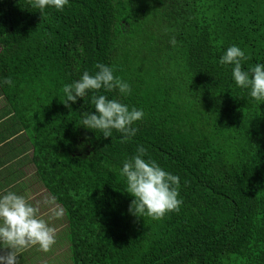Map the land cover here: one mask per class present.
<instances>
[{
  "label": "trees",
  "instance_id": "trees-1",
  "mask_svg": "<svg viewBox=\"0 0 264 264\" xmlns=\"http://www.w3.org/2000/svg\"><path fill=\"white\" fill-rule=\"evenodd\" d=\"M234 44L242 67L264 63V0H69L43 13L0 0V79L12 80L0 93L64 210L73 264H264V103L219 63ZM97 63L132 93L96 94L145 113L130 140L80 124L93 93L62 102ZM138 145L180 177L178 212H129L119 169Z\"/></svg>",
  "mask_w": 264,
  "mask_h": 264
},
{
  "label": "clouds",
  "instance_id": "clouds-1",
  "mask_svg": "<svg viewBox=\"0 0 264 264\" xmlns=\"http://www.w3.org/2000/svg\"><path fill=\"white\" fill-rule=\"evenodd\" d=\"M34 10L41 13L45 9L63 11L69 0H28ZM175 43V40L172 41ZM244 50L238 45H231L219 59L221 65H231V76L235 85L248 89L249 96L256 102L264 103V63H256L248 68L242 67L247 61ZM97 71L90 74L85 70L79 79L63 86L66 107L69 102L84 100L91 92V104L95 111H85L80 124L86 129L112 137L113 130L121 134L122 141L136 135L137 121L144 118L143 109L129 107L118 98H109L96 94L101 89L105 92H118L121 96L132 93L131 85L121 77L114 75V66L103 63L95 65ZM0 84L12 85L10 78L0 79ZM147 149L138 145L135 154L126 158L119 169L124 178L125 191L134 199L129 205V212L136 217L163 218L171 212H178L183 203L180 198V177L167 171L156 160L146 157ZM62 213L57 212L60 216ZM56 242L55 229L40 215L37 206L15 191L0 193V248L10 249L0 254V264H17L20 251L32 246L47 252Z\"/></svg>",
  "mask_w": 264,
  "mask_h": 264
},
{
  "label": "crops",
  "instance_id": "crops-1",
  "mask_svg": "<svg viewBox=\"0 0 264 264\" xmlns=\"http://www.w3.org/2000/svg\"><path fill=\"white\" fill-rule=\"evenodd\" d=\"M12 115L4 96L0 93V193L10 190L24 195L30 203L39 208L41 217L55 229L56 235V242L49 251L44 252L38 246L29 247L19 252L17 264H64L65 262L73 264L66 228L68 220L64 210L49 193L38 194L37 191L31 189L33 181L25 180L28 167H32L35 172L33 175H36L35 166L30 162L33 156V146L30 140L20 137L23 133L17 136V124L11 121ZM55 204L59 206L57 210L60 207L62 209L60 213L64 214L66 219L64 225L63 221L54 219ZM58 222L61 225L57 224ZM8 251L10 249L0 248V254H6Z\"/></svg>",
  "mask_w": 264,
  "mask_h": 264
},
{
  "label": "rangeland",
  "instance_id": "rangeland-1",
  "mask_svg": "<svg viewBox=\"0 0 264 264\" xmlns=\"http://www.w3.org/2000/svg\"><path fill=\"white\" fill-rule=\"evenodd\" d=\"M33 173L35 174V172L33 171L32 167L31 168L28 167V172L26 174L25 180L26 181H29V182L33 181V184H31V189L37 191L38 194H40V195H46V194H48L49 192H48L47 188L38 180L37 175H33ZM37 180L39 182H37ZM55 205L53 207V210H54V219H57L59 221H63L64 222L66 220L65 217H64V214H61L60 216H57L56 215L57 212H61L62 211L61 207H60V209L57 210L56 208H58L59 206H57V204H55ZM57 224H60L61 225L60 222H58ZM64 224H65V222L63 223V225ZM64 237H65V234H64ZM64 264H67V262H65Z\"/></svg>",
  "mask_w": 264,
  "mask_h": 264
}]
</instances>
